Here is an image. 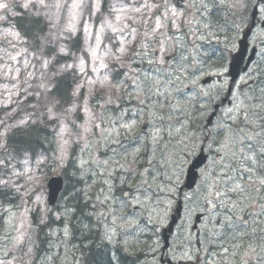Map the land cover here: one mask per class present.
I'll list each match as a JSON object with an SVG mask.
<instances>
[{
	"label": "snow or ice",
	"instance_id": "6c2138e0",
	"mask_svg": "<svg viewBox=\"0 0 264 264\" xmlns=\"http://www.w3.org/2000/svg\"><path fill=\"white\" fill-rule=\"evenodd\" d=\"M228 20L264 0H0V264H264V84L199 83ZM179 198L209 216L162 242Z\"/></svg>",
	"mask_w": 264,
	"mask_h": 264
},
{
	"label": "rangeland",
	"instance_id": "374dc122",
	"mask_svg": "<svg viewBox=\"0 0 264 264\" xmlns=\"http://www.w3.org/2000/svg\"><path fill=\"white\" fill-rule=\"evenodd\" d=\"M0 27L2 28L3 25L0 24ZM221 37V40L218 42L215 38H211V41H197V44L200 46V56L199 59L202 61V65H201V70L204 73V75L201 77V80L199 81V83H201L205 88H211L212 85L217 82V81H213L209 84H203V80L207 77L210 76H214L212 73H214L215 71H217L218 69H221V65H223L224 68V64H223V60L226 58L225 55H223L222 51H225V49H227L231 44H228V47H225V42L223 41V37L227 36V31L226 29L223 30V32H219L218 33ZM236 36L232 35V39H234ZM264 38V35H262L261 31L258 32V34L254 37L253 42L258 43V46L260 47V39ZM212 43H214L212 45ZM219 46V47H218ZM3 62L0 61V64H2ZM23 65V57H21V63L19 65H14V67H22ZM214 66H219L218 68L214 67ZM211 73V74H209ZM249 75H251L252 78H255L257 80L258 85L260 84H264V59L262 57H260L258 59L257 64L255 65V68L253 69V71L251 73H249L248 75H245L242 77V82L244 81V79H246ZM251 78V79H252ZM12 81H10V79L4 78L3 76H0V119H5L6 118V112L10 111L11 109H15L17 107L16 103H14V101L17 100V96L15 95H11L10 92L6 89H11L12 93L16 92V89L12 87ZM257 88V86L255 87ZM254 89V88H253ZM253 89L251 90H246L247 92H251ZM258 90V88H257ZM7 104L9 107L8 109L3 108V105ZM23 107V106H21ZM21 115H23V112L20 113ZM54 174H50L47 179L52 176ZM184 176H181V180H184ZM174 204V203H173ZM190 210V212H189ZM194 211H198V212H202L204 213L205 211H202L201 208L196 205L195 203H189L186 204L185 203V211H183V215H182V221L179 225L176 226L175 228V233H180V235H188L189 233L194 237V235L192 233H194L191 229L192 226V219H193V212ZM0 223H2V221H0ZM166 223V221H165ZM205 224V221L201 224L200 226V232L203 231V226ZM168 224H165V226L162 228H167ZM161 229V231H162ZM3 234V230L0 229V235ZM151 235V234H149ZM157 235H160V233H158ZM174 238V236L172 237V239ZM150 242V241H149ZM10 250V249H9ZM4 251L5 248L3 246L2 243H0V260H8L10 259V257H5L4 256ZM71 253V252H69ZM139 255H143V249L141 250L140 253H138ZM19 254L17 253V256ZM77 256H79V253L76 254ZM72 253L70 255V258L68 259L67 257L65 258L64 256L60 259L57 260L56 264H72ZM14 264H19V261H15Z\"/></svg>",
	"mask_w": 264,
	"mask_h": 264
},
{
	"label": "flooded vegetation",
	"instance_id": "af4514ba",
	"mask_svg": "<svg viewBox=\"0 0 264 264\" xmlns=\"http://www.w3.org/2000/svg\"><path fill=\"white\" fill-rule=\"evenodd\" d=\"M224 24L228 25V26H231V30L229 29V27L225 26L224 29H226L227 31V34L228 35V39L229 41H231V43L229 44H232L234 43V47L230 48L229 50H225V51H222L223 55H225V59L223 61L227 62L228 60L232 59L234 54L237 52L238 50V43L240 42V39L242 38V36L248 32L249 36H248V47L246 49V52L249 50V48H252L253 46H255V44H253L251 42V40H253V36L256 34V31L258 29V27L252 29L251 31L248 30L247 27H244L242 31H237L235 29L234 26H232V21L231 20H228V21H225ZM223 26V25H222ZM233 36H236L234 39H232L231 37ZM234 40V41H233ZM257 46V45H256ZM258 48V47H257ZM255 60V58L253 59V61ZM252 61V62H253ZM227 66V64H225V67ZM252 67V66H251ZM250 67V68H251ZM250 68L248 69L247 73L249 72ZM236 88V87H235ZM204 215V214H203ZM205 216V215H204ZM182 217V216H181ZM179 221V220H178ZM178 225V224H177ZM176 225V226H177ZM175 226V228H176ZM174 228V230H175ZM173 230V231H174ZM172 231V232H173Z\"/></svg>",
	"mask_w": 264,
	"mask_h": 264
},
{
	"label": "bare ground",
	"instance_id": "6f19581e",
	"mask_svg": "<svg viewBox=\"0 0 264 264\" xmlns=\"http://www.w3.org/2000/svg\"><path fill=\"white\" fill-rule=\"evenodd\" d=\"M181 216H182V211L179 209L175 215L174 223L173 224L169 223L168 227L162 229V231L164 230L166 232H172L174 230L175 226L178 224V220L181 218Z\"/></svg>",
	"mask_w": 264,
	"mask_h": 264
},
{
	"label": "water",
	"instance_id": "95a60500",
	"mask_svg": "<svg viewBox=\"0 0 264 264\" xmlns=\"http://www.w3.org/2000/svg\"><path fill=\"white\" fill-rule=\"evenodd\" d=\"M55 179H58V177L53 178L50 181L55 180ZM190 180H191V178H190L189 172H188L187 181H190ZM173 223H174V220H172L171 224H173ZM196 223H197V221H196ZM163 238H164V240L166 239V234L165 233L163 234Z\"/></svg>",
	"mask_w": 264,
	"mask_h": 264
}]
</instances>
